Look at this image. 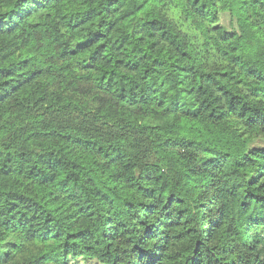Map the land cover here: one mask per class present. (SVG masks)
Returning <instances> with one entry per match:
<instances>
[{
  "label": "trees",
  "instance_id": "obj_1",
  "mask_svg": "<svg viewBox=\"0 0 264 264\" xmlns=\"http://www.w3.org/2000/svg\"><path fill=\"white\" fill-rule=\"evenodd\" d=\"M78 260L264 264V0H0V264Z\"/></svg>",
  "mask_w": 264,
  "mask_h": 264
},
{
  "label": "rangeland",
  "instance_id": "obj_2",
  "mask_svg": "<svg viewBox=\"0 0 264 264\" xmlns=\"http://www.w3.org/2000/svg\"><path fill=\"white\" fill-rule=\"evenodd\" d=\"M219 24L223 26L224 28H226L228 31H232L234 28V22L227 13L220 14ZM258 145H262V143H258ZM74 263L75 264H95L92 261H86V260H78Z\"/></svg>",
  "mask_w": 264,
  "mask_h": 264
}]
</instances>
